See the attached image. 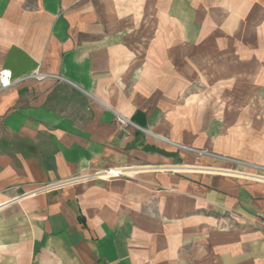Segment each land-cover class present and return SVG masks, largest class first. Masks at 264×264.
Here are the masks:
<instances>
[{
  "label": "crops",
  "instance_id": "0c3cea01",
  "mask_svg": "<svg viewBox=\"0 0 264 264\" xmlns=\"http://www.w3.org/2000/svg\"><path fill=\"white\" fill-rule=\"evenodd\" d=\"M5 69L0 264H264V0H0Z\"/></svg>",
  "mask_w": 264,
  "mask_h": 264
},
{
  "label": "built area",
  "instance_id": "2783aa9c",
  "mask_svg": "<svg viewBox=\"0 0 264 264\" xmlns=\"http://www.w3.org/2000/svg\"><path fill=\"white\" fill-rule=\"evenodd\" d=\"M47 76H44L36 71L30 75L24 76L17 81L13 80L12 72L9 70H1L0 71V91L7 90L8 88L12 87L16 82H21L24 80L36 78V79H44ZM58 79H61L58 77ZM119 123L121 125H126L125 120L119 119ZM128 170L123 168H113L106 170L104 172L98 173L95 175L98 179H119L127 175Z\"/></svg>",
  "mask_w": 264,
  "mask_h": 264
},
{
  "label": "bare ground",
  "instance_id": "6f19581e",
  "mask_svg": "<svg viewBox=\"0 0 264 264\" xmlns=\"http://www.w3.org/2000/svg\"><path fill=\"white\" fill-rule=\"evenodd\" d=\"M146 168V167H145ZM163 168V167H162ZM183 168V167H182ZM153 169V168H152ZM199 169V168H198ZM205 169V168H204ZM186 170H195L194 167L190 168L187 167ZM204 171H208V172H215V173H221L223 175H234V176H245V177H249V178H255V179H259V180H264V176H260V175H250V174H241V173H237L235 171H227V170H204ZM141 172V171H140ZM188 172V171H187ZM128 173V172H127ZM130 175L131 173L133 174L134 172H129ZM138 173V172H137Z\"/></svg>",
  "mask_w": 264,
  "mask_h": 264
},
{
  "label": "rangeland",
  "instance_id": "374dc122",
  "mask_svg": "<svg viewBox=\"0 0 264 264\" xmlns=\"http://www.w3.org/2000/svg\"><path fill=\"white\" fill-rule=\"evenodd\" d=\"M260 175H263V174H260ZM75 179H77L76 183H78V184H83V183L87 182L86 178L77 177Z\"/></svg>",
  "mask_w": 264,
  "mask_h": 264
}]
</instances>
